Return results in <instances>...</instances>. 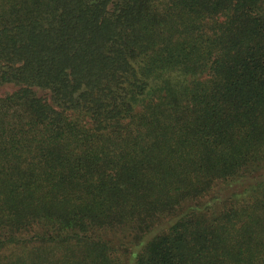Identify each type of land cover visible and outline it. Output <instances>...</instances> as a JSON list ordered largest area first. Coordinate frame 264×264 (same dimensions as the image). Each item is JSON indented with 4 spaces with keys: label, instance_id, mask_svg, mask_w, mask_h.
Instances as JSON below:
<instances>
[{
    "label": "trees",
    "instance_id": "trees-1",
    "mask_svg": "<svg viewBox=\"0 0 264 264\" xmlns=\"http://www.w3.org/2000/svg\"><path fill=\"white\" fill-rule=\"evenodd\" d=\"M4 85L0 264H264V0H0Z\"/></svg>",
    "mask_w": 264,
    "mask_h": 264
},
{
    "label": "rangeland",
    "instance_id": "rangeland-1",
    "mask_svg": "<svg viewBox=\"0 0 264 264\" xmlns=\"http://www.w3.org/2000/svg\"><path fill=\"white\" fill-rule=\"evenodd\" d=\"M15 90V87L11 85H4L0 87V97H3L7 94L12 93ZM37 96L45 97V92L36 91Z\"/></svg>",
    "mask_w": 264,
    "mask_h": 264
}]
</instances>
